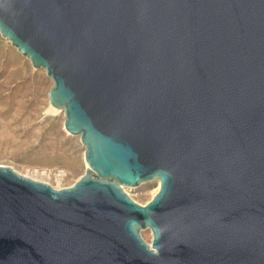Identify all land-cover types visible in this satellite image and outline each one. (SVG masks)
<instances>
[{"label":"water","instance_id":"1","mask_svg":"<svg viewBox=\"0 0 264 264\" xmlns=\"http://www.w3.org/2000/svg\"><path fill=\"white\" fill-rule=\"evenodd\" d=\"M0 34L88 166L0 165V264H264V0H0Z\"/></svg>","mask_w":264,"mask_h":264},{"label":"rangeland","instance_id":"2","mask_svg":"<svg viewBox=\"0 0 264 264\" xmlns=\"http://www.w3.org/2000/svg\"><path fill=\"white\" fill-rule=\"evenodd\" d=\"M52 86L45 70L33 67L0 34V165L62 189L86 174L88 166L80 137L64 128V110L49 103ZM158 185L152 180L122 188L143 205L152 199ZM140 234L151 243L149 228Z\"/></svg>","mask_w":264,"mask_h":264},{"label":"bare ground","instance_id":"3","mask_svg":"<svg viewBox=\"0 0 264 264\" xmlns=\"http://www.w3.org/2000/svg\"><path fill=\"white\" fill-rule=\"evenodd\" d=\"M54 109V108H53ZM55 110V109H54ZM159 185L157 186V188L154 191V194L158 191Z\"/></svg>","mask_w":264,"mask_h":264}]
</instances>
